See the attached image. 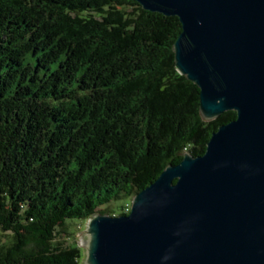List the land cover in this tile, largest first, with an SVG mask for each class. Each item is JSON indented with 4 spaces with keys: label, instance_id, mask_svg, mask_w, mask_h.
<instances>
[{
    "label": "trees",
    "instance_id": "16d2710c",
    "mask_svg": "<svg viewBox=\"0 0 264 264\" xmlns=\"http://www.w3.org/2000/svg\"><path fill=\"white\" fill-rule=\"evenodd\" d=\"M181 28L134 0H0V264H80L61 234L127 214L234 119L201 116L175 64Z\"/></svg>",
    "mask_w": 264,
    "mask_h": 264
},
{
    "label": "water",
    "instance_id": "95a60500",
    "mask_svg": "<svg viewBox=\"0 0 264 264\" xmlns=\"http://www.w3.org/2000/svg\"><path fill=\"white\" fill-rule=\"evenodd\" d=\"M134 1L179 19L175 64L196 83L203 119L236 115L127 214L89 218L85 263L264 264V0Z\"/></svg>",
    "mask_w": 264,
    "mask_h": 264
},
{
    "label": "rangeland",
    "instance_id": "374dc122",
    "mask_svg": "<svg viewBox=\"0 0 264 264\" xmlns=\"http://www.w3.org/2000/svg\"><path fill=\"white\" fill-rule=\"evenodd\" d=\"M126 200H117L113 201L109 204V208L112 213H118L121 211V207L124 205ZM78 225H76V229L74 231V235H72L70 238L64 234H61L59 238H57L55 241L57 243H60L63 245V247H70L72 245H77L83 250V253L81 254V259H80V264H86L85 262L87 261V253L88 249L83 247L87 245V239L88 236L85 233V231L89 228V221H79L77 222ZM10 235L7 233H0V239L1 241H6L8 240Z\"/></svg>",
    "mask_w": 264,
    "mask_h": 264
},
{
    "label": "bare ground",
    "instance_id": "6f19581e",
    "mask_svg": "<svg viewBox=\"0 0 264 264\" xmlns=\"http://www.w3.org/2000/svg\"><path fill=\"white\" fill-rule=\"evenodd\" d=\"M126 211H129V208H126Z\"/></svg>",
    "mask_w": 264,
    "mask_h": 264
}]
</instances>
